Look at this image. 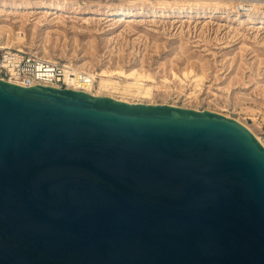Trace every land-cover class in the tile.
I'll return each instance as SVG.
<instances>
[{"label":"water","instance_id":"obj_1","mask_svg":"<svg viewBox=\"0 0 264 264\" xmlns=\"http://www.w3.org/2000/svg\"><path fill=\"white\" fill-rule=\"evenodd\" d=\"M0 264H264V145L219 113L0 79Z\"/></svg>","mask_w":264,"mask_h":264},{"label":"rangeland","instance_id":"obj_2","mask_svg":"<svg viewBox=\"0 0 264 264\" xmlns=\"http://www.w3.org/2000/svg\"><path fill=\"white\" fill-rule=\"evenodd\" d=\"M3 1L31 3L22 11L0 5L4 44L25 46L44 58L92 72L96 85L97 72L108 70L107 78L119 89L104 90L103 96L235 119L264 145V23H251L244 13L240 18L238 0ZM44 2H60L67 10L48 12L39 7ZM118 8L134 14L108 12ZM153 8H167L169 15H153ZM182 8L215 11L176 16L173 11ZM253 12L264 15V5ZM85 62L86 68L80 67ZM137 80L152 86V93L128 96L124 87Z\"/></svg>","mask_w":264,"mask_h":264},{"label":"built area","instance_id":"obj_3","mask_svg":"<svg viewBox=\"0 0 264 264\" xmlns=\"http://www.w3.org/2000/svg\"><path fill=\"white\" fill-rule=\"evenodd\" d=\"M264 0H238L237 11L253 12ZM0 79L23 86L42 85L92 93L96 76L73 65L44 58L27 47L6 45L0 41Z\"/></svg>","mask_w":264,"mask_h":264},{"label":"bare ground","instance_id":"obj_4","mask_svg":"<svg viewBox=\"0 0 264 264\" xmlns=\"http://www.w3.org/2000/svg\"><path fill=\"white\" fill-rule=\"evenodd\" d=\"M0 5L3 6V7H5V8H10V9L17 10V11H22V10L30 7L31 3L30 2H20V3L16 2L15 3V2H6V1H3V2H0ZM39 7L42 8V9L47 10L48 12H50L49 10H51V12H53V13H59V12H63L64 10L65 11L67 10V7L64 4L60 3V2H58V3H52V4H49L47 2H44V3L39 4ZM192 9L191 10H188V8H182V9H179V10H174L173 12L175 13L176 16H186V15H188V13H194V12L195 13H201L202 12L201 14H204V15L206 14L207 15V13H213L215 11V9H211L209 11H205V10L204 11H199V10L198 11H194ZM149 11L153 15L159 14V15H162V16H166V15H169V11L170 10L167 9V8L166 9H160V10H157V9L153 8V9H151ZM93 12H96V10H94ZM98 12L102 13V11H98ZM108 12H111V14H114V15L119 16V17H123V16H128V15H133L134 14V13H132L131 10H125V9H122V8L113 9V10H110ZM237 15L240 16V18H241V15L242 14L240 12V14H237ZM244 16H245V19L248 20V21H250L251 23H255V22L264 23V15L257 14L256 12H246V13H244ZM17 36H18L17 39H22V37H20L19 35H17ZM45 51L46 52H49L47 49H45ZM80 67L86 68V62L84 64L80 65ZM118 72L119 73H122L123 71L119 70ZM97 74L100 76V78L97 80V85H95L94 91L91 93L92 95L102 96L104 90H107V91H111L112 90V91H114V89H119L113 83L115 81H112L111 79L107 78V76H108V70L103 69L102 71L97 72ZM129 75H135V73L134 72H131V73H129ZM116 83H117V81H116ZM118 84H120V83H118ZM124 88H125L124 89V92L126 94H128V93H135V95L136 94H145V96H146V94L149 95V94L152 93V86L151 87H146L145 85H143L142 83H140L139 80L135 81L134 83L132 82L129 85L127 84V86L124 87ZM128 96H131V95L128 94ZM111 97H114V95H111ZM123 100L129 102V100L126 97H124ZM252 132H254V131H252ZM254 134H256V133H254ZM257 138L259 139L258 136H257Z\"/></svg>","mask_w":264,"mask_h":264}]
</instances>
